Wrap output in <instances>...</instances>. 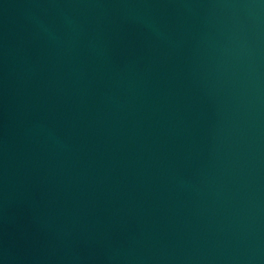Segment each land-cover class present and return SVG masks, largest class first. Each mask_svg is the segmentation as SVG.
I'll list each match as a JSON object with an SVG mask.
<instances>
[{"label":"water","instance_id":"obj_1","mask_svg":"<svg viewBox=\"0 0 264 264\" xmlns=\"http://www.w3.org/2000/svg\"><path fill=\"white\" fill-rule=\"evenodd\" d=\"M0 264H264V0H0Z\"/></svg>","mask_w":264,"mask_h":264}]
</instances>
